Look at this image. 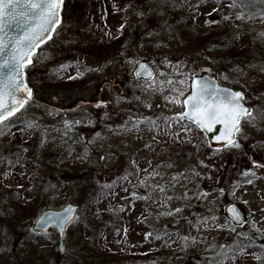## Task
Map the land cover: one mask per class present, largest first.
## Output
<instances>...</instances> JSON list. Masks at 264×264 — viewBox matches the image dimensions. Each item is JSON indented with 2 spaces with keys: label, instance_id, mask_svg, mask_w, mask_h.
I'll list each match as a JSON object with an SVG mask.
<instances>
[{
  "label": "rangeland",
  "instance_id": "obj_1",
  "mask_svg": "<svg viewBox=\"0 0 264 264\" xmlns=\"http://www.w3.org/2000/svg\"><path fill=\"white\" fill-rule=\"evenodd\" d=\"M74 2L75 0H65V4L69 5V12H62L63 29L59 36L54 35V42L50 41L39 51L43 50V55H47L48 59L42 64L37 61L36 67L30 68L27 72L30 76L31 74L35 75L34 82L39 83L42 80L47 83V80L41 79L40 70L57 71L60 65L70 64L72 67L60 72V78L57 79L64 82L72 81L74 96L77 95L81 98L92 96L89 101H81L80 98L71 104H69V100H66L65 102H68L69 105H65L67 106L65 109L61 108L54 98L50 100L47 107H55L60 110V114L49 115L51 120L41 123V128L50 134L49 139H54V142L46 145L45 152L44 150L39 152V164L35 166L28 167V165L34 164L32 162L36 152L34 139L39 138V142L41 133L33 130L30 133L31 137L24 135L21 138L20 127L21 121L24 119L35 118L38 121L41 118L36 106L30 107L25 116L16 120V124L12 128L15 135L0 137V207L11 206L10 218L6 217L10 224H7V221L5 223L11 240L15 241L12 251L8 252L6 248L4 250L2 248L6 245L7 231L4 236L0 237V241L2 240L4 243H0V264H60L65 259L72 257L71 254L74 252H70V250L72 249L71 244H73L72 239L76 244V239H74L77 236L75 235L76 227L68 230L64 239L67 251L61 253L59 259L54 254L56 249L55 232H52V242H49L36 236L30 237L21 228L20 231L13 227L17 225L15 223L21 224V226L24 223L30 227L38 212L33 217L31 216L41 203L50 204L51 207L58 209L66 202L81 205L80 210L84 212L83 216L85 217L88 214L92 217L99 212L98 219L114 221L116 228L118 225L120 226L121 233L118 232L119 235L115 234L116 236H114L109 233L106 237L99 239L103 243L102 252L115 253L121 258L123 257L119 264H217L222 259L217 255L221 246L227 249L234 242H238L241 246L249 243L248 240L238 235L248 232L249 225L246 223L243 227H237L236 232H231L228 228L216 230L200 227L198 229L196 227L197 219L211 217L215 214L218 219L214 223L224 224L227 219L224 207L227 203L234 202L244 212L245 220L264 221V212H261V209H264V178L255 180L254 185L239 188L236 197H233L230 191V185L240 181V173L250 168L249 157L257 161L264 160V131L246 124L244 130L247 138L240 141L244 146L242 150L240 152L223 150L215 156H212V150L207 147L203 133L198 130L192 133L191 144L177 145L173 143L171 136L165 134L163 120H157V118L167 117L169 113L181 111L182 107L168 103L159 92L153 94L142 91L140 86L146 83L145 80L133 78V66L127 64L125 59L143 58L154 68L155 73L158 69L164 72L168 78L174 81L186 80L187 84H190L191 81L183 74L196 72L200 64L214 66L218 68L221 76L226 73L233 79H238L240 84L245 83L246 80L249 82V101L252 106L264 101L262 84L264 73L256 68L244 67L245 75L241 78L232 71L239 64L234 60L230 61L236 56H240L242 59L251 58L250 60L246 58V62H256L252 63L255 65L264 63V44L259 40H254L255 33L250 31L252 25L243 24L234 19L212 27H205L204 20L208 18L206 13L216 6L213 3L201 7V15H199L195 26L189 18L187 7L177 9L175 12V14H187L184 19L182 18L184 25L165 16V19H168L174 26V32L170 35L159 27L161 18L155 13L149 12L143 23L137 18V11L148 12L150 6L154 5L149 4L148 0H85L76 7ZM113 4L117 7L116 11L113 10ZM126 5H131L128 11H124ZM70 7H73L71 12ZM84 10H87V13ZM80 11L82 12L80 13ZM221 13L234 17V12H230L226 7H221L220 12L214 14L211 19L219 21ZM67 14L70 15L71 21ZM121 24H125V28L126 25L134 26L131 28V33L127 35L129 41L123 48L118 46L120 40L113 38L119 37L124 32V30L122 33L117 31ZM254 26L257 31L264 30V24L257 22ZM153 30L161 34L149 38L146 33ZM106 32L111 35H105ZM233 34H239V39L233 40ZM205 35L214 37V40L207 46L196 47L197 44H200L198 41ZM206 42L208 41L201 40V43ZM157 44H160L161 47H156ZM43 55L41 59H43ZM165 59L170 63L165 64ZM78 61L80 62L79 69L75 67ZM210 61H216V63H210ZM220 64H224L227 71L224 68L220 69L218 67ZM85 69H99V71H86ZM78 70L81 72V76L69 80L68 76H76ZM176 73H181V75H176ZM52 77L55 79V76ZM164 79L165 77H161L157 73V88L160 87L159 82ZM220 81L240 89L239 84L222 79ZM252 81L255 83H251ZM174 86L181 87L178 83ZM164 87L167 89L172 86L165 84ZM118 94L121 96L119 103L116 101ZM187 94L186 91L185 96ZM165 95H169V93L166 92ZM137 96L140 97L139 100L135 98ZM255 97L260 99L257 100ZM101 100L108 102L107 111L114 115L108 120H97L94 125H90L85 114L93 115V119H96V113L102 116L105 109L93 107L96 102ZM145 104H150L151 108L146 107ZM78 105H83V107H77ZM261 106L264 107V105ZM72 109H76V111H72ZM130 116L134 119L150 117L157 120L159 127L149 130L146 125H142L138 131L124 129L120 134L108 130L110 127L115 128L123 125ZM81 118H83V123L75 126L67 137L63 136L61 132L55 131L57 128L63 129L62 121L64 119ZM96 133H99V136H95ZM68 137H72V139ZM81 139L93 142L91 144L75 143ZM193 144L199 145V151L193 147ZM69 145L72 149L70 157L66 154ZM145 145L152 147L148 149ZM6 146L7 148H4ZM21 147L28 148V152L23 154L24 167L21 168L17 165L14 168H9L8 161L15 160L14 153H17L19 151L17 149ZM5 149L12 152L9 153ZM85 149L88 150V157L81 162L77 156L84 153ZM102 155L108 156V160L98 163V157ZM209 157L212 158L209 159ZM133 159L139 163L141 168H149L150 172L152 169H156L164 177L163 180L159 177L156 178L155 182L161 185L165 184L172 175L181 172L188 173L191 182L181 177L174 188L169 184L167 194L174 196V199L166 201L164 207H160L159 204L152 201L145 202L136 199L132 203L130 199H124L126 195L130 198L133 190L138 195L151 193L152 200L163 199L164 194L153 191L152 188L133 189L132 185L137 182L135 176L131 177L132 184L124 185L129 189L127 194L117 187L115 197H101L100 202L96 203L94 197L101 192L99 185L111 183L117 177L124 175L126 169H130ZM200 159L209 164L211 170L198 167ZM148 161H151V167H149ZM167 164H171L172 167H164ZM193 168L201 172L205 179L191 177L189 170ZM6 171L12 173L8 179H4L3 176ZM22 172L26 173L23 177L21 176ZM258 175L264 177V171H258ZM208 176H211L212 179H207ZM28 177H32V180L29 181ZM144 178L145 174L141 172L139 179ZM149 183H153V181L149 180ZM18 184H24L26 187L35 186L33 194L21 193L30 201L27 205L23 199H16ZM49 184L57 185V190L45 192V188ZM197 186L200 190L211 194L203 200L180 198L186 189H190L189 195L194 197ZM41 187L44 188L42 196L38 195ZM220 188L225 189L224 196H220L218 191ZM39 197L42 200L37 203L40 199L36 198ZM88 201V205H85V202ZM241 201H248V203L244 204ZM121 206L125 209L123 212L109 210L119 209ZM177 207L183 209L179 215H159L161 212L174 211ZM250 212L254 214L253 217H249ZM149 213H151L150 216ZM146 216L148 219H145ZM153 219L155 222L152 221ZM19 220L20 222H16ZM230 227L231 225H229ZM257 227L264 229V223H258ZM125 228H127V234L124 232ZM150 232L154 234L159 232L162 234V239L157 241L150 237L145 240V235ZM165 233L168 235H164ZM182 236L194 237L197 242L190 244L185 249L184 241L180 239ZM162 240L168 243L166 248H163V245L160 247ZM256 243L257 247L247 250L249 253L260 254L261 249L258 245L264 241L257 240ZM146 250L152 254H146ZM75 256L82 258L78 259L79 264H93L89 259L84 258L85 255L75 254ZM225 264H233V262L225 260ZM235 264H258V262L251 255H247L238 259Z\"/></svg>",
  "mask_w": 264,
  "mask_h": 264
},
{
  "label": "snow or ice",
  "instance_id": "obj_2",
  "mask_svg": "<svg viewBox=\"0 0 264 264\" xmlns=\"http://www.w3.org/2000/svg\"><path fill=\"white\" fill-rule=\"evenodd\" d=\"M149 4H154L155 7L150 8L151 13H155L161 18L160 28L167 31L170 35L174 32V26L168 19H165L166 7H171L173 11L177 9H182L187 7L190 14V19L195 26L198 22L200 9L202 6L209 3H213L216 6L211 9L210 12L206 13V18L204 20L205 27H212L213 25L228 22L230 20L239 21L243 24L252 25L250 31L255 33L254 40H259L264 44V30L257 31L255 24L259 22L264 24V0H148ZM65 0H0V137L6 135H15L12 132V128L16 124V120L25 116L28 109L32 106L44 107L45 112L48 115H59L60 110L48 108L47 106H41L36 103L35 93L32 87L29 86L27 71L30 68H35L37 61L41 64L48 59L47 55H43V50L41 46L46 44L48 41L54 42V35L59 36L60 31L63 29V18L62 12L64 11ZM131 5H126L124 11H128ZM142 8V6H139ZM221 7H226L230 12H234L233 15L220 14L221 19L215 20L211 17L220 12ZM113 10L116 11L117 7L113 4ZM149 15V12L143 10L137 11V18L143 23L145 17ZM238 27V25H236ZM125 28V24H121L120 28L117 30L118 33H122ZM147 36L150 38L153 35H160L158 31H148ZM105 35H111V33L106 32ZM118 38V37H113ZM233 40L239 39V34H233ZM142 46V45H141ZM156 47H161L157 44ZM211 50V49H209ZM43 55V59L41 56ZM125 62L133 66V78L145 80V84L141 85V89L144 92H151L155 94L159 92L160 95L164 96L165 100L173 105L180 106L183 111L167 117H158L157 120L162 119L165 124V134L171 136L173 143L179 145L181 143H192V133L196 130L200 132H214L218 130V135L215 136V142L221 145L220 148H212V144H207L209 149H212V156L218 155L223 150L240 152L244 147L240 142L242 139H246L245 135V125L257 128L258 130L264 131V101H261L258 105L250 106L249 101V82L246 80L245 83L240 84L238 79H233L226 73L222 76L217 74V77L209 79L207 77H199V73L191 72L185 73L188 80L191 81L187 84L186 80L174 81L168 78L166 74L157 69L154 73L152 69L148 67L147 62L143 58H126ZM165 64L170 62L165 59ZM210 63H216V61H210ZM187 66L185 62V67ZM72 67V65H60L57 71L51 72V76L60 78V72L65 71L67 68ZM77 69L80 68V62L78 61L75 65ZM248 67L256 68L261 73H264V63L260 65L250 64ZM86 71H99V69H85ZM203 71L209 72L211 69L204 68ZM232 71L236 72L239 77L243 78L244 68L237 65ZM165 77L161 80L160 87L157 88L156 75ZM176 75H181V73H176ZM81 76V72L78 70L76 76H68L69 80L77 79ZM229 81L233 84H239L241 90H234L226 87H222L219 80ZM178 83L181 87L176 88L174 85ZM251 83H255L252 81ZM167 84L169 87L165 89L164 85ZM103 91V90H101ZM186 91L189 93L185 96ZM169 95H165V93ZM137 100L140 99L139 96L135 97ZM121 96L118 94L116 96V101L119 103ZM259 100V97H255ZM146 107L151 108L150 104H145ZM77 107H83V105H78ZM93 107L96 109H105L104 114L101 116L96 113V119H93V115H86L88 123L94 125L97 120H108L114 113L107 111L109 105L108 102L98 101ZM76 111V109H72ZM17 114H20L19 116ZM157 120H153L150 117L143 118H133L130 116L128 120L124 121L123 125L118 127H110L108 130L115 134H120L122 130H139L142 125H146L149 130L153 128H158L159 125ZM63 129H55L57 132H61L63 136L67 137L68 133L72 129L83 123V118L76 120L64 119L62 121ZM130 125V127H129ZM194 126V127H193ZM217 126L219 128L217 129ZM40 131L41 137L39 141V148L43 149L48 143L54 142L49 139L50 134L41 128L39 122L33 119H24L21 121L20 132L22 137L24 135H30L33 131ZM95 136H99L96 133ZM72 139V137H68ZM155 139V137H153ZM93 141H85L83 139L75 141V143H88L91 144ZM146 148L151 149V145H145ZM193 147L199 151V145L193 144ZM255 147V146H254ZM28 152V148L21 147L20 151L15 153V160H9V168H14L17 165L21 168L24 167V153ZM66 154L70 157L72 155L71 145H69L66 150ZM88 157V150L85 149L84 153L79 154L77 159L83 162ZM212 157H209L211 159ZM251 166L248 169L243 170L240 173V181L237 183H232L230 185L231 195L236 197L237 190L242 186L254 185L255 180L264 178L258 175V171H264V160L257 161L251 157ZM108 156H99V162H106ZM149 167H151V161H148ZM159 167V166H158ZM164 167L171 168V164L164 165ZM198 167L203 169H210L209 164L205 163L203 159L198 161ZM191 177L199 178L200 180L205 179L201 175V172L197 171L195 168L190 169ZM145 174L144 179H139L140 173ZM26 173L22 172L23 177ZM12 175L11 172H4V179ZM137 177L136 184H133V189L136 188H152L153 191H159L164 194L161 200H152V195H138L135 190L132 191L131 197L127 195L124 197L125 200H129L134 203L136 199L144 200L145 202L152 201L153 203L159 204L160 207L165 206L166 201H171L174 196L168 195V185L175 187L176 183L180 181L183 177L184 180L191 182L188 173H178L172 175L165 184L161 185L156 183V178L159 177L161 180L164 177L156 170L149 168H141L136 160H132L130 163V169H126L125 174L117 177L111 183H105L99 185L101 192L99 195L94 197L95 202L99 203L101 197L109 198L115 197L117 195L116 188L119 187L124 193H128V187L125 184H132L131 177ZM29 181L32 177H28ZM207 179H212L208 176ZM149 180L153 183H149ZM51 190L55 192L57 190V185L49 184L45 188V192ZM190 189H186L184 193L181 194V199L190 200L195 198L197 200L206 199L211 193L207 191H202L197 186V191L195 196H190ZM220 196L225 195V189L220 188ZM35 192V186L26 187L24 184L17 185L16 199H23L25 205L29 204L30 201L26 199V196L21 193L33 194ZM247 204L248 201H241ZM112 212H123L125 209L121 206L119 209H109ZM211 210V209H209ZM80 209L72 204H68L62 208L60 211L55 210H43L39 212L32 221L31 226L27 229L28 235L36 236L52 242V232L56 233L57 236V247L60 253H66L67 249L59 241L66 238L67 232L73 226L81 223L85 217L80 214ZM227 213V219L224 224L214 223L217 221V216L213 214L211 217L199 218L196 222V227H208L210 229L223 230L228 228L231 232H236L237 227H243L246 223L249 225V231L244 233H239L238 235L248 240L249 243L241 246L238 242H234L227 249L221 246V250L217 253L218 256L222 257L217 264H225V260H231L233 264L247 255H251L258 264H264V243L258 246L261 249L260 254L255 252L249 253L247 250L249 248L257 247V240L264 241V229L257 227L258 223H264V221L255 220H245L242 217L241 210L235 206V204L229 206L225 209ZM183 212V209L177 207L173 210L167 212L159 213L160 216H176ZM264 212V209H261ZM96 217L99 218L100 213H95ZM149 216L151 213L148 214ZM253 213H249V217H253ZM148 219V216L145 217ZM229 225L231 227L229 228ZM51 230V231H50ZM125 234H127V228L124 229ZM168 235V233H165ZM155 240L162 239L159 232L155 234L150 232L145 235V240L149 238ZM184 241L183 247L187 249L190 244H195L197 241L194 237L182 236L180 237ZM38 242V241H37ZM167 246V245H166Z\"/></svg>",
  "mask_w": 264,
  "mask_h": 264
},
{
  "label": "trees",
  "instance_id": "obj_3",
  "mask_svg": "<svg viewBox=\"0 0 264 264\" xmlns=\"http://www.w3.org/2000/svg\"><path fill=\"white\" fill-rule=\"evenodd\" d=\"M81 2H85V0H79V1L75 0V2H74L75 7L77 5H79ZM68 6H69L68 3L65 4V6H64V11H66V13L69 12ZM152 7H155V5L150 6V8H152ZM72 9H73V7H70V12ZM84 11L87 13V10H84ZM88 11H89V9H88ZM164 11H165V16H168V18H170V19L172 18L173 20H177L178 24L182 23V25H184L183 19L187 16V14H181V13L175 14L176 10L173 11L171 8H167V7ZM81 12L82 11H80V13ZM148 12H150V9L148 10ZM67 16L69 18V21H71L70 15L67 14ZM153 19H155V18L153 17ZM132 27H134V26L133 25H126L124 32L118 37V40H120L119 41L120 45H118L119 47L123 48L124 45L127 44V42L129 41V38L127 37V35L129 33H131ZM201 40H207L208 42L201 43ZM201 40L198 41V43L200 42V44H197L196 47L209 45L212 42V40H214V37H212L210 35H205L203 37V39H201ZM240 53H242V52H240ZM237 55H239V54L237 53ZM235 58L232 59V61H230V62H233V60H234L243 68L244 67L247 68L248 67L247 64L256 63V62H252V61L246 62L247 61L246 58H249V57L242 59L240 56L239 57L236 56ZM250 59L251 58H249L248 60H250ZM218 67L220 69L224 68V70L227 71V68L224 67V64H220V65H218ZM51 72H54V70ZM51 72H49L47 69L40 70V77H42L41 79L47 80V83L43 82L42 80L39 83L34 82L33 78L35 77V75L31 74V76H30V74L27 72L28 82L30 83V85L32 86V88L34 90L36 103H38L41 106H47L48 104H50V100H52L54 98V100H57V103H59L60 107L65 109V108H67V106H65V105H69V104L75 102L76 100H80L81 97H78L77 95L74 96V94H73L74 91H72L73 87L71 86L73 84L72 81L64 82V81L58 80L57 77H54L55 79H53V77L50 75ZM262 84H263V88H264V82ZM68 93H70V94H68ZM67 95H69V96H67ZM87 95H89V94H87ZM90 96H92V95H89V98H90ZM89 98L88 97L81 98V101L82 100L83 101H89ZM66 100H69V104H68V102H65ZM48 108H52V107H48ZM53 109H54V107H53ZM36 110L40 114V117H41L40 119H38V122H40L39 123L40 125H41V123H43L45 121L47 122V121L51 120V116L49 117V115L45 112L44 107H36ZM30 137H31V135H30ZM38 139L39 138L34 139V141H35L34 147H36V152L34 153L35 154L34 159L32 158V162L34 164L33 165L25 164V165H28V167L29 166H35V165L39 164L38 163L39 152L43 151V150H44V152L46 151V146L43 149L39 148ZM4 148H7V146ZM5 150L8 151L9 153L12 152V151L7 150V149H5ZM17 150L20 151V149H17ZM43 190H44V188L41 187L38 195L42 196L43 192H44ZM36 199H40L37 201V203L42 200L40 197L36 198ZM88 203H89V201L85 202V205H88ZM46 204L47 203L39 204V206H37V209H35V212L32 214L31 217H33L35 215V213L39 212L41 209L47 208V206L51 207L50 204L49 205L48 204L46 205ZM10 209H11V206L10 207H8V206H1L0 207V222H2V223H0V237L5 235V233L7 231L6 228H8L5 221L8 222L7 224H10L9 219H6V217L10 218V215H11ZM3 210H5V211H3ZM83 213H84L83 211H80L81 215H83ZM88 215L86 217L84 216L85 219L81 222V224L73 226L74 228L75 227L77 228V233H75V235H77V236H76V238H74L72 236L74 239H76V244H75L74 240L72 239L73 244H71L72 249L70 250V252H74V253L71 254L72 257L65 259V261L61 262L60 264H79L80 261L78 259H82V258L80 256L76 257L75 254L76 255L81 254V256L85 255L86 257H84V258H86V260L89 259L91 262H93V264H119V262L121 263L123 257L121 258V256L119 257V255H116L115 253L107 254L105 251L102 252L103 243L99 241V239L106 237L109 233L110 234L112 233V235H114V236H116L115 234H118V232L120 234L121 233L120 226L118 225L116 228V224L114 225V221H109V222L105 221V220L102 221V220L98 219L96 217V215H94L92 217H91V215H89V216ZM152 221L155 222L154 219ZM16 222H20V220L16 221ZM15 224H17V225L13 226L15 229L18 228L20 230V228H21L28 235V232H27V229L29 228L28 225L26 226L24 223H23V226H21V224H18V223H15ZM7 234H8V236H6L7 240L5 242L6 245H4L2 248H3V250L6 248L7 251L10 252V251H12V247H13V244L15 241L11 240V235L9 234V231H7ZM160 235H162V234H160ZM115 239H116V237H115ZM160 240H157V241H160ZM0 243L4 244L2 242V240L0 241ZM160 243H161L160 247L163 245L162 246L163 248H166V245L168 244V243H165V240H162ZM85 250H86V252H85ZM145 253L150 254V255L152 254V253H150V251H147V250L145 251ZM54 254L59 259L61 253L55 249Z\"/></svg>",
  "mask_w": 264,
  "mask_h": 264
},
{
  "label": "water",
  "instance_id": "obj_4",
  "mask_svg": "<svg viewBox=\"0 0 264 264\" xmlns=\"http://www.w3.org/2000/svg\"><path fill=\"white\" fill-rule=\"evenodd\" d=\"M147 64H148V62H147ZM148 67H149L150 69H152V68L150 67L149 64H148ZM204 68L211 69V71H209V72H205V71H203ZM152 70H153V69H152ZM153 72H154V71H153ZM196 73H199V77H201V78H203V77H207V78H209V79H212L213 77H217V71H216V69H214V68H212V67H210V66H208V65H201V66H199V67H198V70H197ZM190 83H191V82H190ZM219 83H220V82H219ZM220 85H221L222 87L230 88V87H227V86L222 85L221 83H220ZM230 89H232V88H230ZM234 90H236V89H234ZM177 113H179V112L171 113L170 115L172 116V115H175V114H177ZM218 128H219V126H217V129H218ZM203 133H204V135L206 136L207 143H208V144H212V148H213V149H215V148H220V147H221V145H219V144H217V143L215 142V136L218 135V130H217V131H214V132H207V133L203 132ZM68 204H72V205H74V206H76V207H78V208L80 209V205H79V204H75V203L68 202V203H65L62 207H60V208H58V209H53V208H48V207H47V208L44 209V210H55V211H60V210H62V208H63L64 206H66V205H68ZM233 204H235V203H234V202H230V203H227V204L225 205V207H224V212H225L226 216H227V213H226L225 209L228 208L229 206L233 205ZM235 206L238 207L236 204H235ZM239 209H240V208H239ZM42 211H43V210H42ZM241 214H242V217L244 218V216H243V212H242V211H241ZM56 238H57V237H56ZM59 243L64 245V240L59 241ZM56 248H57V250H58L57 245H56Z\"/></svg>",
  "mask_w": 264,
  "mask_h": 264
},
{
  "label": "bare ground",
  "instance_id": "obj_5",
  "mask_svg": "<svg viewBox=\"0 0 264 264\" xmlns=\"http://www.w3.org/2000/svg\"><path fill=\"white\" fill-rule=\"evenodd\" d=\"M48 43H50V41H48L46 44L42 45L41 48L44 47L45 45H47ZM37 51L39 52L40 49H38ZM27 77H28V76H27Z\"/></svg>",
  "mask_w": 264,
  "mask_h": 264
}]
</instances>
